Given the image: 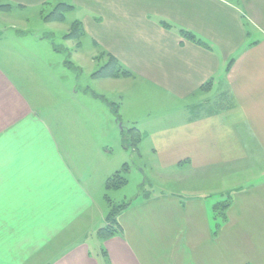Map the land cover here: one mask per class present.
I'll return each mask as SVG.
<instances>
[{"label": "crops", "instance_id": "crops-1", "mask_svg": "<svg viewBox=\"0 0 264 264\" xmlns=\"http://www.w3.org/2000/svg\"><path fill=\"white\" fill-rule=\"evenodd\" d=\"M203 1L215 5L216 15L197 10L198 0H22L13 5L103 7L95 12L96 21L101 19L99 14H106L124 22L148 23L147 27L157 31L156 42L147 44L151 56L149 69L154 77H164L160 78L161 85L179 87L183 100L197 90L208 93L224 62L231 63L225 78L231 104L225 101L229 108L197 115L194 108L199 105L206 108L211 99L192 105L186 101L178 114L185 116L180 123L152 133L148 165L162 168L168 176L184 165L185 175L201 178L223 177L225 166L236 172L248 169L250 173L259 165L262 169L257 177H264V0ZM213 16L223 20L219 21L223 29L224 18L231 17V23L236 20L240 25L245 20L260 23L262 30H253L257 38L251 43L246 40L250 33L244 32V40L240 42L238 36L220 58L215 49L220 44L215 31L221 25L209 28L214 23ZM42 35L33 34L32 42L25 44L28 48L24 50L33 56L31 61L20 57L13 61L11 57L0 63V264H186L185 256L177 254V247L202 246L214 237L207 202L201 200L204 195L191 201L179 200L174 194L143 195L124 203L129 207L117 215L122 228L120 235L105 241L97 238L110 211L104 216L100 212L99 219L103 222L92 224L93 233L84 231L81 235L83 225L92 219L91 213L97 214L90 190L94 180L82 177L81 169L74 173L72 158L61 153L60 144L39 109L40 103L45 102L42 110H47L49 103L57 112L62 110V102L50 97L41 86L42 69L52 65L47 58L38 61L41 57L37 53L43 48L37 43H46L43 38L50 33ZM230 55L238 57L229 60ZM95 58L88 61L93 64ZM44 84L47 86L48 82ZM127 151L125 148L122 151L125 159ZM140 165L145 166L143 161ZM212 167L218 170L209 173ZM120 169L117 165L99 182L104 188L102 192L107 191L106 181ZM136 169L147 180L142 169ZM177 177L181 176L175 175L174 180ZM165 179L170 181L171 177ZM244 196L242 191L235 194V207ZM99 225L101 228L97 230ZM67 232L70 235L66 236ZM90 239L96 240L94 250ZM186 252L190 253L188 249Z\"/></svg>", "mask_w": 264, "mask_h": 264}, {"label": "rangeland", "instance_id": "rangeland-1", "mask_svg": "<svg viewBox=\"0 0 264 264\" xmlns=\"http://www.w3.org/2000/svg\"><path fill=\"white\" fill-rule=\"evenodd\" d=\"M19 2L22 0H0V6L9 5L12 8L0 11V63L11 57L13 61L18 57L22 60L29 58L31 61L33 56L24 50L28 48L25 44L32 42L33 34L43 36L45 32L50 33L43 38L46 43H37L43 48L37 53V56L41 57L38 61L47 58L48 64L52 63L42 69L44 74L41 86L50 97L62 102V110L59 112L58 109L57 112L56 108L50 107V103L47 110H42L45 108V102L40 103L39 109L58 140L61 153L74 161L70 162L75 167L74 173L77 174V170L81 169L82 177H93L90 190L96 201L97 214L93 216L91 213L92 219L83 225L81 235H84V231L87 234L93 233L91 226L94 222L102 224L103 221L99 219L100 212H103L104 216L111 210L110 200L117 205L131 202L143 195L152 197L159 193L174 194L177 199L183 201L200 199L199 197L204 195L201 200L207 202L214 237L202 246H179L177 254L185 256L186 264H264V177H257L262 167L255 165L249 173L248 169L236 172L231 170L232 167L225 166L223 177L204 178L200 175H185L184 165L176 168L169 176L168 172L163 173L160 167L149 168L148 154L152 145V133L156 134L159 128L180 123L185 116L178 114L187 102L192 105L200 104L206 98L211 99L206 108L204 105V110L200 109L202 114H209L212 107L215 112L229 108L230 105L225 106L224 101L223 105H220L217 100L221 95L218 93L227 90L225 78L229 63L224 62L223 68L217 73L214 87L208 93L197 90L191 97L183 100L179 87L175 89L171 85L170 88L165 87V84L161 85L160 78L163 80L164 77H154V73L149 69L151 56L148 55L147 44L156 42L157 31L147 27L148 23L124 22L106 14H99L101 19L96 21L94 14L103 7L86 6H75L74 9L68 10L64 14V21H61L54 19L53 14L59 11V6L61 12H64L62 7L67 5L39 4L27 5L24 8L13 5ZM198 2L197 10L216 15L214 4H204L203 0ZM214 18V23L209 28L215 29L216 25H221L215 31L220 40V44L215 48L220 58L224 55L223 50L230 48L227 46L232 47V42H236L239 37L240 42L244 40V32L250 33L246 38L248 43L256 40L253 30L260 31L262 26L260 23L241 21L244 31L238 21L231 23V17H225L223 29L222 23L219 22L222 19ZM195 20L199 22V18ZM20 32L25 33L18 35ZM79 32L81 35L78 37ZM109 52L121 60L120 66L123 69L130 72L127 80L114 82L111 80L119 79L92 77L106 64ZM95 56L96 61L93 64L88 61ZM237 57L238 55H230L229 60ZM174 74L178 76L177 71H174ZM45 82H48L47 86ZM35 90L36 88L31 92L35 94ZM40 92L45 96L43 91ZM32 100L35 101L34 96ZM113 107L117 108L118 116L112 110ZM200 111H197V115L201 114ZM124 148L128 149L126 159L122 152ZM136 152L140 153L136 155ZM140 161H143L145 166H141ZM123 162L130 167L128 173L123 175L128 184L119 190L102 192L104 188L102 189V183L99 182L103 177L109 176L117 165L122 169ZM133 162L139 165L134 166ZM77 163L82 167L78 168ZM136 167L142 169L147 180ZM228 169L230 172L226 173ZM214 170H218V167H212L208 171L213 173ZM255 173L256 177H251ZM175 175L181 177L174 180ZM165 177H171L172 181L166 180ZM240 191L244 192L245 196L239 199L238 207H235L237 199L234 196ZM68 235L70 232H67L66 236ZM95 243V239H90L91 250L97 248ZM186 249L190 253H185Z\"/></svg>", "mask_w": 264, "mask_h": 264}, {"label": "trees", "instance_id": "trees-1", "mask_svg": "<svg viewBox=\"0 0 264 264\" xmlns=\"http://www.w3.org/2000/svg\"><path fill=\"white\" fill-rule=\"evenodd\" d=\"M58 8H59V11H55L53 14V15H55L54 19L64 21L65 12H67L70 9H73L74 7L63 6L62 8L65 9L64 12H61L60 6ZM11 9L12 8H10L9 5L0 6V11L1 10L7 11V10H11ZM46 19H47V17H46ZM50 19L52 20L53 18H50ZM164 25H166V24H164ZM166 26H168V25H166ZM73 33L76 34L75 29H73ZM184 34L188 38H190L191 40H195L193 36L189 35V33L184 32ZM79 35H81L80 32L78 33V37H79ZM199 43H200V41H199ZM108 56H109V58H108V61L106 62V64H104V66H102V68L100 70H98L97 72H95L92 75L93 78H95V79H120V78H127L131 75L129 71L123 69V67L120 66L121 64L116 57H114L111 54H108ZM230 66H231V63L228 65V68H227L228 71L230 69ZM202 88H204V87H202ZM228 96H229L228 92H226V91L224 93H221L220 98L217 99L220 101L219 104L223 105V101H224L226 103L225 106L229 105L230 101H229ZM225 100H227L229 103L226 102ZM110 106H112V104H110ZM200 109L204 110V105H199V106L194 108V110H197V111H200ZM112 110L118 116L117 108L113 107ZM209 112L210 113L215 112L214 108L212 107V111H209ZM117 118L119 121L120 120L119 117H117ZM123 140H125V139H123ZM123 142H125V141H123ZM137 142H139V140H137ZM129 170H130V167L128 164L123 165V167L120 171L116 172L113 176H111L106 181L105 190H107V191L108 190H114V189H119V188H122L123 186H125L128 182L123 177V175L125 173H127ZM109 202L112 205H111V210L106 217V225H105V227L101 228L97 232V238L101 241H105L107 239H110V238L115 237L117 235H120L122 233V228L119 225V223L117 222V215H119L121 212H123L124 210H126L129 207V204L114 205L113 202H111V201H109ZM223 206L227 207V205H223ZM103 254L107 255L106 251H103Z\"/></svg>", "mask_w": 264, "mask_h": 264}]
</instances>
